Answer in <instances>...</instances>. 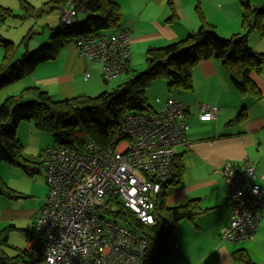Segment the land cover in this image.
<instances>
[{"label":"trees","instance_id":"trees-1","mask_svg":"<svg viewBox=\"0 0 264 264\" xmlns=\"http://www.w3.org/2000/svg\"><path fill=\"white\" fill-rule=\"evenodd\" d=\"M239 1L243 7L242 18L245 30L243 33L221 37L215 27L201 16L202 25L188 37L166 46L150 48L147 52L145 72L136 75L132 71L133 75L135 74L134 78L127 76L120 81H117L118 79L107 81L101 73L105 83L114 82L117 85L114 90L104 91L98 96L81 94L57 99L41 86H25L23 82L26 77L34 74L39 65L56 60L65 46L76 39L97 34L100 31L119 30L123 11L118 2L74 0L77 11L76 20L71 24L62 22L59 26L50 28L49 43L45 42L46 44L35 52H24L19 58H17L19 45L1 38L0 42L5 48V55L0 62V89L19 83L17 85L19 92L8 96L0 104V162L7 161L20 165L31 173L39 171L36 167L21 162L23 153L21 142L17 137V126L24 119L33 121L37 130L52 135L55 144L50 147H65L72 151L84 152L86 142L92 139L107 148L115 141L127 137L124 126L125 119L129 115L136 112L152 113L160 109V103H158L159 109H155L149 104L146 96L147 90L157 79L163 78L167 82L171 95H174L176 91H191L194 88L193 70L206 59L220 61L228 70L235 88L241 94L250 96L254 100H261L263 92L255 81V75L262 73L264 53L255 51L249 45L248 37L255 30L264 36V5L258 8L254 7L250 0ZM65 4L66 0H50L45 3V7L48 8L41 13L37 7L22 0L23 12L18 16L23 19L39 17L44 12L51 13L61 9ZM0 13L4 21L8 15L14 14L12 9L1 4ZM79 14L86 15V19L78 20ZM128 72L131 73L130 70ZM245 116L246 107L242 109L237 120L244 119ZM184 175L185 164L182 156L175 154L170 175L161 182V191L155 210L157 221L154 225L144 224L118 198L110 199L118 205L115 213L110 211L117 222L147 239L144 264H148L150 257H153L152 264H161L163 259L171 257L179 241L176 233L179 223L184 219L194 221L198 215L207 210L202 207L199 199H191L184 204H175L170 201V198L185 186ZM0 195L9 198L20 197L19 193L6 187L1 176ZM263 216L264 205L261 222ZM36 222L37 219L35 224ZM13 229L18 227L14 223H9L0 231V264H39L37 255L28 248L14 247L16 253L13 256L5 252L4 247L9 244ZM33 232L35 234V225ZM234 254L236 260L243 264H259L251 258L245 248L236 250Z\"/></svg>","mask_w":264,"mask_h":264},{"label":"built area","instance_id":"built-area-1","mask_svg":"<svg viewBox=\"0 0 264 264\" xmlns=\"http://www.w3.org/2000/svg\"><path fill=\"white\" fill-rule=\"evenodd\" d=\"M59 15L63 23H73L74 0H66ZM3 22L0 13V27ZM74 43L80 57L101 65L105 80L135 77L128 72L133 58L130 30L100 31ZM157 101L159 110L129 115L127 137L107 148L89 139L84 152L58 146L44 150L48 193L28 246L39 264L145 263L147 239L117 222L110 211L115 213L118 205L110 199L121 200L144 224H156L161 182L170 175L176 148L189 145L188 104L173 96ZM219 111V106L203 103L200 119L212 121ZM214 172L224 178L231 200L222 239L254 240L262 219L264 177L250 158L240 169L228 161Z\"/></svg>","mask_w":264,"mask_h":264},{"label":"crops","instance_id":"crops-1","mask_svg":"<svg viewBox=\"0 0 264 264\" xmlns=\"http://www.w3.org/2000/svg\"><path fill=\"white\" fill-rule=\"evenodd\" d=\"M21 1L19 0L21 13L18 14L23 12ZM25 1L32 5L38 3L37 0ZM114 1L121 5L123 11L120 29L131 31L133 58L130 74H133L132 71L137 73L136 71L145 66L150 48L166 46L197 31L202 25L201 16L215 27L221 37H231L245 31L243 7L239 0ZM250 2L258 8L264 5V0ZM45 3L42 5L43 9L48 8ZM0 4L9 6L3 0H0ZM58 10L50 14H55L60 19ZM18 14L8 16L23 19ZM59 23H62L61 20ZM46 27L52 28L51 24ZM3 32L4 30H0V39H7L16 44L10 39L11 36H6ZM26 37H29V34L24 35L21 40L27 43L29 50L35 41H23ZM248 43L255 51L264 53V36L258 30L249 34ZM4 55L5 48L0 42V62ZM99 65L80 57L73 42L65 46L56 60L39 65L33 75L24 79L23 84L39 85L57 99L81 94L91 95L102 86V71ZM120 79L121 77L117 81ZM193 80V90L181 92L180 97L178 96V99L185 101L189 107V145L176 148V154L182 156L185 164V186L175 193L170 201L184 204L191 199H199L202 207L207 210L194 221L184 219L179 223L176 231L178 245L168 262L243 264L236 260L234 252L245 248L255 262L264 264V216L254 240L234 243L222 239V231L230 222L231 200L227 196L224 178L213 171L215 167H222L228 161L240 169L244 166L246 158H250L255 164L256 173L264 177V68L261 74L255 75V81L263 92L261 100L241 94L235 88L228 70L216 59L201 61L193 70ZM156 86V92L161 96L164 85L159 83ZM168 97L159 99L166 100ZM202 103L220 107L215 120H200ZM244 107L246 116L237 120ZM261 183L264 188V178ZM14 247L20 249L18 246Z\"/></svg>","mask_w":264,"mask_h":264},{"label":"rangeland","instance_id":"rangeland-1","mask_svg":"<svg viewBox=\"0 0 264 264\" xmlns=\"http://www.w3.org/2000/svg\"><path fill=\"white\" fill-rule=\"evenodd\" d=\"M37 1V4H33L39 8L38 10L42 13L45 9L42 8V5L48 0ZM3 2L9 5L8 7L12 8L15 14L21 13L19 0H3ZM57 17L58 16L55 14L50 13H45L39 17H29L27 19L8 16L3 22L4 26L0 30H4V35L11 36L10 39L14 40L16 44L19 45L17 54V58H19L24 52H35L42 45L50 42V27H46V25L51 24L52 28L57 27L61 20V18L59 19ZM85 19L86 15L79 14L78 20ZM26 34H29V37L27 38L28 42L35 41L32 48L29 50L26 47L27 43L22 42L21 40ZM146 70L147 63H145L143 68L136 71L137 73L135 74H141ZM126 77L127 76L124 75L121 79ZM159 83L164 85L163 94L161 96L156 92V85ZM18 84L19 83H15L0 89V104H2L8 96L19 92ZM101 85L102 86L99 89L93 91V93L89 95L98 96L104 91H112L117 83H105L101 75ZM168 92L167 82L163 78L157 79L146 92L149 104L154 108H157L158 103L156 102L158 98L168 97L169 95L178 98L181 93L176 91L174 92L175 94L173 93L174 95H171ZM157 109H159V107ZM17 137L22 145L23 157L21 162L30 164L32 167L39 169V171L31 173L20 165H14L7 161L0 162V176L4 180L6 187L20 194V197L18 198H9L0 195V231L9 223H14L16 227H18V229L11 230L9 244L4 247L5 252L10 256H13L16 253L14 246H18L20 249H26L30 243L29 240H31V237L33 236L34 222L40 215L43 200L48 193L46 163L42 158V155L48 146L55 144L54 138L51 134L37 130L36 124L33 121L25 119L17 126ZM168 261L169 259H165L161 264H169L170 262Z\"/></svg>","mask_w":264,"mask_h":264},{"label":"water","instance_id":"water-1","mask_svg":"<svg viewBox=\"0 0 264 264\" xmlns=\"http://www.w3.org/2000/svg\"><path fill=\"white\" fill-rule=\"evenodd\" d=\"M155 250H156V248H155ZM152 259H153V257H150V260H149V262H148V264H152Z\"/></svg>","mask_w":264,"mask_h":264},{"label":"clouds","instance_id":"clouds-1","mask_svg":"<svg viewBox=\"0 0 264 264\" xmlns=\"http://www.w3.org/2000/svg\"><path fill=\"white\" fill-rule=\"evenodd\" d=\"M48 147H50V146H48ZM48 147H47V148H48ZM47 148H46V149H47ZM42 158H43V155H42Z\"/></svg>","mask_w":264,"mask_h":264}]
</instances>
